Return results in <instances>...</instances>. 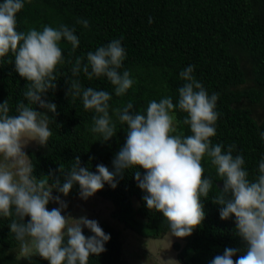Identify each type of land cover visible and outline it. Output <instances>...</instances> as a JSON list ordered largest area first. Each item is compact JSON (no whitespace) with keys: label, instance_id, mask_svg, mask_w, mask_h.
Masks as SVG:
<instances>
[{"label":"trees","instance_id":"16d2710c","mask_svg":"<svg viewBox=\"0 0 264 264\" xmlns=\"http://www.w3.org/2000/svg\"><path fill=\"white\" fill-rule=\"evenodd\" d=\"M16 18L18 32L27 33L33 28L42 31L44 26L57 28L64 24L75 28L80 41L75 51L67 41L60 42L64 63L55 72L56 88L42 95L43 100L56 105V113L39 104L32 105L51 118L52 132L46 145L25 150L37 180L50 177L51 185L58 177L62 184L77 156L80 166L92 173L98 174L100 164L114 171L112 161L126 143L127 125L121 124L112 110L131 101L133 111L146 114L150 101L159 102L166 96L177 104L178 89L185 83L179 74L189 65L195 66L193 75L210 96L219 94V116L216 135L210 138L212 143L222 144V151L235 145L232 154L243 156L249 180L254 181L259 175V162L264 159V117L254 114L261 108L264 115V0H24V8ZM78 20H87L89 26L83 27ZM114 39L121 40L126 52L118 71H129L135 81L121 97L115 95L114 86L106 77L89 80L82 71L79 76L72 75L76 57H84L83 62L87 63L88 52ZM245 60L252 66L250 86H245ZM72 80H79L83 88L105 90L112 95L109 115L117 132L108 141L91 131L93 116L97 114L84 109L82 96L67 95ZM27 86L30 82L16 71L14 55L9 52L0 58V104L8 101L10 115H18V102L29 103L24 96ZM175 116L178 132L190 135V126L183 124L187 114L176 108ZM60 165L64 166V173L58 171ZM202 166L204 177L211 178L213 185L208 197H201L205 213L201 225L190 236L176 237L172 244L179 264H210L225 249H239L232 257L235 261L247 248L236 233L235 217L222 220V206L213 202L223 188L222 178L207 156L202 159ZM137 171L141 177L145 175L139 166L125 169L122 176L116 177L115 189L105 182L95 195L118 207V219L123 222L125 216L126 227L144 238L158 239L170 232L169 224L162 213L148 209L143 199L147 193L135 179ZM47 208L52 210L51 201ZM13 219L14 215L0 216V264H50L39 255H17L20 242L11 233ZM29 220L30 217L24 218L25 223ZM98 224L110 240L105 243L104 252L90 255L88 264H119V231L111 225ZM83 234L94 235L88 228H83Z\"/></svg>","mask_w":264,"mask_h":264},{"label":"clouds","instance_id":"9594fccd","mask_svg":"<svg viewBox=\"0 0 264 264\" xmlns=\"http://www.w3.org/2000/svg\"><path fill=\"white\" fill-rule=\"evenodd\" d=\"M23 8L24 0L0 3V58L11 52L16 71L30 82L24 92L29 103H17L18 115L9 114L8 101L0 104V216H15L10 229L20 242L21 255L25 258L39 255L50 264H88L90 255L104 252L110 235L105 234L97 221L86 216L77 219L62 215L68 205L58 196L53 197L52 191L56 189L67 196L78 183L81 199L87 200L105 182L115 189L116 177L122 176L123 170L137 166L145 170L143 177L137 171L135 179L138 187L147 193L143 199L148 209L163 214L172 236H190L205 218L201 197L207 198L213 185L211 178L204 177L202 159L207 156L223 180V188L213 200L222 206L220 218L227 220L234 216L236 233L247 245L239 259H232L239 249H225L210 264H264V159L259 162V175L250 181L243 167V156L232 154L235 145L222 151V144L212 143L210 138L216 135L219 116L216 111L219 94H208L193 75L194 65L179 74L185 83L178 89L177 104L166 96L159 102L150 101L146 114L133 111L131 101L112 110L119 122L127 125L126 143L112 161L114 171L100 164L98 174L92 173L80 166L77 156L62 184L58 177L50 185V177L38 181L33 176L34 166L23 149L31 141L46 145L52 132L51 118L34 110L32 105L39 104L56 113V105L43 100L42 95L56 88L55 72L64 63L60 42L67 41L75 51L80 41L75 28L64 24L57 28L44 26L42 31L33 28L27 33L18 32L16 17ZM77 23L85 28L89 26L87 20ZM125 57L121 40L114 39L88 52L87 63L83 62L84 57H76L72 75L79 76L82 71L89 80L106 77L114 86L115 95L124 96L135 83L129 71L122 74L118 71ZM69 93L73 98L82 96L84 109L97 114L93 116L92 132L100 134L103 141L115 136L117 125L109 115L112 95L108 91L83 88L79 80H72ZM176 108L187 114L183 124L190 126V135L178 132ZM261 138L264 139V133ZM58 171L64 173V166L60 165ZM50 201L58 203L59 208L49 211ZM26 216L30 217L27 223ZM84 227L94 235L86 237ZM162 262L179 264L171 258Z\"/></svg>","mask_w":264,"mask_h":264},{"label":"rangeland","instance_id":"374dc122","mask_svg":"<svg viewBox=\"0 0 264 264\" xmlns=\"http://www.w3.org/2000/svg\"><path fill=\"white\" fill-rule=\"evenodd\" d=\"M249 60H245L242 64V69L245 71L247 83L245 86L252 85V70ZM254 116L264 117L261 108H257ZM36 141H31L23 149L38 147ZM41 180V179H39ZM38 180V181H39ZM79 185H74L67 196L53 189V197H59L64 201L68 207L62 212V215L73 218H80L86 216L90 220H95L98 223L111 225L114 229L119 231V238L121 242V251L119 256V264H163L162 260L169 258L176 259V252L172 248V244L176 241V237L171 235V232L166 233L158 239L144 238L136 232L126 227L124 224L125 216H122L123 222L118 219V207L111 202L102 199L95 194L87 200L81 199ZM52 202V209L59 208V204ZM86 228V227H84ZM145 233V232H143ZM17 255H21L20 249ZM162 259V260H161Z\"/></svg>","mask_w":264,"mask_h":264}]
</instances>
